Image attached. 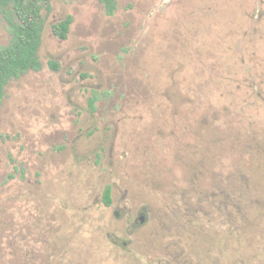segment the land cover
Masks as SVG:
<instances>
[{
    "label": "rangeland",
    "instance_id": "374dc122",
    "mask_svg": "<svg viewBox=\"0 0 264 264\" xmlns=\"http://www.w3.org/2000/svg\"><path fill=\"white\" fill-rule=\"evenodd\" d=\"M114 2L50 0L4 87L0 264H264V0ZM237 180L263 201L239 231Z\"/></svg>",
    "mask_w": 264,
    "mask_h": 264
},
{
    "label": "trees",
    "instance_id": "16d2710c",
    "mask_svg": "<svg viewBox=\"0 0 264 264\" xmlns=\"http://www.w3.org/2000/svg\"><path fill=\"white\" fill-rule=\"evenodd\" d=\"M102 2L106 14L112 15L115 10L114 0H102ZM49 7L50 0H0V10L7 18L12 35L10 45L0 50V104L4 87L10 80L17 79L29 71H39L41 69L37 55L43 30L41 12L49 9ZM70 24L71 17L69 16L52 24V35L60 40H65ZM51 66L56 69L55 65L51 64ZM94 101L95 97L88 100L91 112L94 111ZM255 188L256 185L250 184V181L247 183L244 180H237L232 186L231 200L225 195V197L222 196L219 202V213H224L228 207L234 211L229 223L235 226V231L243 230V226L248 227L249 224V227H252V225L256 227L261 223L258 221V217L263 214L261 208V202L263 201L254 196ZM103 203L105 206L111 204V190L109 187H106L103 191ZM253 211L256 214L249 218L248 212ZM219 249L222 252L223 248Z\"/></svg>",
    "mask_w": 264,
    "mask_h": 264
}]
</instances>
